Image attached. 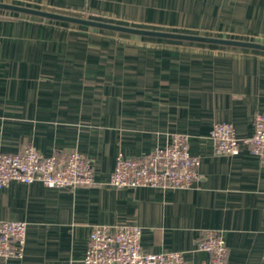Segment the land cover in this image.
<instances>
[{"label":"crops","instance_id":"crops-1","mask_svg":"<svg viewBox=\"0 0 264 264\" xmlns=\"http://www.w3.org/2000/svg\"><path fill=\"white\" fill-rule=\"evenodd\" d=\"M134 28L264 44V0H0ZM264 109V50L86 27L0 9V152L77 148L95 183L0 188V220L26 222L24 256L0 264H81L93 225L141 228L144 252L208 264L215 230L225 264H264V163L246 147L214 152L216 122L249 135ZM187 136L190 188H112L118 152L136 157Z\"/></svg>","mask_w":264,"mask_h":264},{"label":"built area","instance_id":"built-area-1","mask_svg":"<svg viewBox=\"0 0 264 264\" xmlns=\"http://www.w3.org/2000/svg\"><path fill=\"white\" fill-rule=\"evenodd\" d=\"M209 136L216 154L235 155L241 147L264 163V109L253 116L249 135L238 136L229 122H216ZM199 160L189 150L187 136L173 133L164 146L141 156L118 152L108 185L112 188H190L200 177ZM38 180L51 188L90 186L95 183L93 162L77 148L50 155L28 144L14 153L0 152V188L12 181L30 184ZM142 230L137 225H93L81 264H187L178 251L144 252L140 246ZM26 222L0 220V258L24 256ZM208 253V264H225L227 245L215 230H203L196 243Z\"/></svg>","mask_w":264,"mask_h":264},{"label":"water","instance_id":"water-1","mask_svg":"<svg viewBox=\"0 0 264 264\" xmlns=\"http://www.w3.org/2000/svg\"><path fill=\"white\" fill-rule=\"evenodd\" d=\"M0 9L33 15V16L42 17L45 19L63 21V22H68V23L77 24L81 26L101 28V29L112 30L116 32H123V33H128V34L188 40V41H195V42H204V43H212V44H220V45H227V46H236V47L254 48L258 50H264V44H260L256 42L236 40V39L216 38V37H211V36H201V35L169 32V31L134 28V27H129V26L112 24V23H108V22H104L100 20L81 18V17L71 16L67 14L49 12V11L39 10L35 8L9 4L5 2H0Z\"/></svg>","mask_w":264,"mask_h":264}]
</instances>
